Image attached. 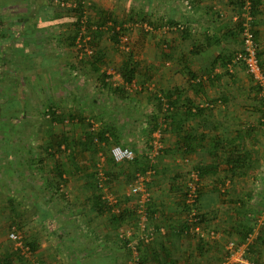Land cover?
<instances>
[{
    "label": "rangeland",
    "instance_id": "rangeland-1",
    "mask_svg": "<svg viewBox=\"0 0 264 264\" xmlns=\"http://www.w3.org/2000/svg\"><path fill=\"white\" fill-rule=\"evenodd\" d=\"M78 1L82 4V13L77 31L71 25L69 9L75 8ZM146 2L149 3L147 10L144 0H0V264H61V211L80 210L78 202L82 199L72 197V193L82 195L81 189L73 186L72 190L67 181L83 179L93 185L99 163L106 188L104 194L134 212L135 218L132 213L117 224L110 213H101L97 227L109 226V219L113 224L110 229L115 228L116 236L119 229L136 231L137 198L127 196L128 186L136 173L149 168L146 157L138 152L143 148L145 152L148 150L146 142L152 140L157 129L161 131L163 148L152 164L154 173L145 184L150 196L147 215L151 216L154 196L165 201L173 197L180 216L185 218L182 193L197 163L184 161L185 156L180 157L181 164L168 160L170 146L163 134L173 124L171 113L166 116L162 113L160 120L153 123L150 113H146L149 108L132 103L144 98L154 103L152 95L162 90L153 75V56L159 52L158 41H154L157 35H154L153 0ZM100 12L107 14L104 23ZM143 16H147V21H142ZM86 21L90 22L89 30L85 27ZM75 31L78 36L70 45L67 36L74 35ZM92 32L97 34L96 43L91 40ZM113 32H118L116 43ZM121 35L126 37L125 42L121 41ZM167 47L168 44H161L162 49ZM127 61L136 67V76L129 82L122 79L121 71L122 63ZM230 79H223V83ZM240 80L247 83L245 76ZM115 88L123 92H116ZM50 109L55 112V118L48 114ZM102 130L110 134L105 135L104 142L96 137ZM84 132H91L97 138L88 147ZM61 133L69 146L63 144L57 150L55 141L61 138ZM116 145L131 148L137 162L107 161L110 149ZM225 146L223 156L228 151L234 152V148L227 150ZM73 154H76L74 161ZM179 155L187 154L181 150ZM56 162L63 166L66 179L62 188L60 182L58 192L52 187L57 182ZM224 164L223 187L208 188L215 199L222 201L212 200L204 212L200 205L205 241L201 244L194 236L184 235L182 243L191 241L196 250L200 245L214 247L215 251L205 257V264H242L230 261L231 255L239 256V260L248 264H264V200L259 197L264 199V171L258 175L256 188L260 190L255 196L256 205L247 213L257 216L239 218L242 210L248 208L239 204L241 196L234 189L235 177L227 175ZM211 177L212 173L199 178L201 191L203 180ZM85 190L92 195L98 188ZM222 208L223 225L219 216ZM245 223L251 231L242 239ZM148 224L151 226L149 220ZM11 228L29 246L35 247L40 242L45 244V249H40V253L34 250L31 259L20 256L7 237ZM211 232H214L213 238Z\"/></svg>",
    "mask_w": 264,
    "mask_h": 264
},
{
    "label": "crops",
    "instance_id": "crops-1",
    "mask_svg": "<svg viewBox=\"0 0 264 264\" xmlns=\"http://www.w3.org/2000/svg\"><path fill=\"white\" fill-rule=\"evenodd\" d=\"M144 4L145 10L149 9L146 0ZM238 9L237 0H153L154 35H157L154 41H158L159 50L153 56V75L162 90L172 92L175 102L170 114L173 124L163 134L170 146L167 155L170 163L181 164L179 159L183 155L179 154L182 150L187 154L184 161L197 163L194 166L216 167L212 177L202 183L204 189L199 203L203 212L212 200L222 201L215 199L208 188L223 187V146L226 145V149L234 148V155L242 158L235 164V161L228 162L234 166V175L227 172L229 177H235L234 189L241 196L239 204L248 208L238 217L253 219L257 215L247 213L256 205L255 196L260 190L256 188L258 175L264 171V99L250 83L251 78L244 69L230 64L234 53L241 48ZM177 25L183 29H171ZM253 26L264 73V0H257ZM161 44H168V47L162 49ZM199 75L207 76L202 84L188 82L189 76ZM243 76L247 83L240 80ZM227 77L230 81L223 83ZM132 103L149 108L146 113H150V120H160L162 110L155 102L144 98ZM208 105L210 108L205 107ZM197 106L205 109L192 116L186 114L188 107L194 112ZM105 135L110 136L109 132ZM146 143L143 144L146 146ZM138 153L144 156V148ZM224 165L226 170L231 169L228 164ZM67 182L72 190L73 186L81 189L82 195L72 193V197L82 199L78 202L80 210L61 211V264H129L124 243L118 240L115 228L112 227L114 231L110 229L111 220L108 219L109 226L97 227L98 213L88 202L91 194L85 190L87 181ZM165 191L171 194L169 189ZM259 197L264 200L261 195ZM169 199L152 198L148 220L155 231L145 248H140L142 264H205L204 260L209 252L215 251L214 247L202 246L196 250L191 241L182 243L184 235H180L179 228L183 217L176 199ZM221 211L223 225V208ZM158 226L162 227L156 230ZM44 247L45 244L39 242L35 250L40 253Z\"/></svg>",
    "mask_w": 264,
    "mask_h": 264
},
{
    "label": "built area",
    "instance_id": "built-area-1",
    "mask_svg": "<svg viewBox=\"0 0 264 264\" xmlns=\"http://www.w3.org/2000/svg\"><path fill=\"white\" fill-rule=\"evenodd\" d=\"M239 3V14L237 16L240 23V38H241V48L232 56V60L230 62L231 65L240 66L244 69L245 73L251 78L254 86L259 89L260 96L264 98V73L262 71L259 58L257 56L258 53V43L255 38L253 22L254 16L252 14V3L251 0H238ZM172 30L183 29L182 26H174L171 27ZM120 39L122 42L126 41V37L121 35ZM229 64V65H230ZM205 80V76H201L200 78L195 79L194 81H202ZM152 87V86H151ZM150 86L148 89H152ZM161 101V110L162 113L166 116L171 113L172 108L166 102L163 96L160 94L157 95ZM209 106V105H208ZM161 131L157 129L152 134V140L148 142V150L145 152L144 156L146 157V161L150 164L149 168L142 173H136L134 175V180L128 186L127 196H134L137 198L135 202L136 208L135 213L138 218L137 229L135 231L119 229L118 238L124 240L126 242V248L130 254L129 264H139V249L141 248V244H148L152 238L154 233V228L149 226L148 224V215H147V206L150 201V196L148 192L145 190V184L148 183L151 176L154 173L152 170V164L155 160L160 156L163 145L160 141ZM110 157L115 163H131L134 161L135 155L131 148L116 145L110 149ZM96 176L99 180L98 189L103 194V197L108 201L109 204H114L116 202L115 198L106 196V188L104 185V177L101 171L100 163L96 166ZM199 177L196 170H192L189 174V179L186 182L185 190V204L189 207V212L187 213L186 222L189 225L188 229L184 231V233L188 234H199L203 236V233L200 229V226L197 224V188L200 186ZM62 188V186H61ZM112 211L117 212L116 209ZM210 235L213 238L214 232H211ZM8 239L13 244L15 251H17L22 257L26 259H31V251L29 246L25 245L19 233L14 229L8 232ZM240 257L230 256L229 260L240 261L242 264H248L245 260H239ZM228 260V261H229ZM215 264H223L215 263Z\"/></svg>",
    "mask_w": 264,
    "mask_h": 264
},
{
    "label": "trees",
    "instance_id": "trees-1",
    "mask_svg": "<svg viewBox=\"0 0 264 264\" xmlns=\"http://www.w3.org/2000/svg\"><path fill=\"white\" fill-rule=\"evenodd\" d=\"M251 3H252V14H253V16H254V14H255V12L257 11V0H252L251 1ZM82 4H81V2H77L76 3V5H75V8H71V9H69V11L72 13V21H71V25L73 26V28H75L77 31H78V29H79V27H80V25H81V10H82ZM101 13V15H102V17H101V19L100 20H102L101 22L102 23H104V21L106 20V18H107V14H106V12H100ZM147 21V16H143V18H142V21ZM19 21V20H18ZM99 24H100V22H99ZM89 25H90V22H88V21H86L85 22V27H86V29L87 30H89ZM153 26H155L154 24H153ZM77 31H75L74 33V35H68L67 36V39L69 40V44L70 45H73V43H74V40H75V38L78 36V32ZM98 34H100V31H96ZM184 32V31H183ZM93 33V35H92V37H93V39H91L92 41H94L95 43H96V36H97V34H95L94 32H92ZM112 36H113V40L115 41V43L117 42V36H118V32H113L112 33ZM93 46V45H92ZM96 46V45H95ZM257 56H258V58H259V54L257 53ZM88 63H91V64H93V61H91V60H89L88 61ZM261 65V64H260ZM136 70V67L134 66V65H132V63L131 62H123L122 63V69H121V71H122V79L124 80V81H127V82H129L130 81V79H132L133 77H135L136 76V74H135V71ZM143 73H144V71H143ZM201 76L202 75H199V76H189V78H188V82L191 84V85H198V84H202V82H203V80L202 81H198V82H196V81H194L195 79H197V78H200L201 79ZM146 77H148L149 78V75H146ZM205 77H207L206 75H205ZM102 85H105V83H103L102 82ZM256 87V86H255ZM257 88V87H256ZM116 92H119V93H121V92H123V90L121 89V88H115L114 89ZM174 93V92H173ZM158 94H160V96H163V98H165V100H166V102L171 106V108L173 107V105H174V98H173V94H172V92H171V94L168 92V91H164V90H159V91H157L156 90V93L155 94H153L152 95V97L155 99L154 100V102L156 103V105H157V107L159 108V109H161V101H160V98L157 96ZM206 108H210V106H205ZM192 108H187V112H186V114L188 115V116H192L194 113H196V114H198V113H200V112H202L203 111V109H205V108H200V107H195L194 108V112H192L193 111V109L191 110ZM48 114L49 115H51V116H53L54 118L56 117L55 116V112L52 110V109H50L49 111H48ZM71 117V116H70ZM80 122H81V118H79L78 119ZM153 123L155 122V120H153L152 121ZM105 134H106V132H105V130H102L101 132H99L97 135H96V137L98 138V140L100 141V142H104V141H107L106 140V138H105ZM61 138L60 139H56V141H55V145H56V147H57V150L64 144L66 147H68L69 146V142L67 141V139H66V137H65V135L64 134H62L61 133ZM83 137H84V140H85V145L88 147V145H92V143H93V139L94 138H96L95 136H92V133L91 132H84V134H83ZM96 138V139H97ZM183 153H185L186 154V151H183ZM235 154V151L233 152V151H228L227 152V154L225 155V156H223V163H225V164H228L229 165V163L228 162H232V161H235V162H233L234 164L237 162V161H240L242 158L240 157V159H238L239 157L238 156H236V155H234ZM75 156H76V154H73L72 156H71V160L72 161H74V159H75ZM183 156H185V155H183ZM107 159V161H109V162H111V163H113V160H112V158L110 157H106ZM137 162V160H136V156H135V158H134V161H133V163H136ZM231 166V169L230 170H226L229 174H231V175H234L235 174V171L232 169V167H234V166H232V165H229V167ZM54 169H55V171H54V173H55V175H56V178H57V182L56 183H54V185H52V187L54 188V191L55 192H58L59 191V184H60V182H61V186L63 187V185H64V183L66 182V179H65V171H64V169H63V166L60 164V162H56L55 163V166H54ZM215 169H216V167H215V165H210V166H197V168L195 169L196 171H197V173H198V177L199 178H202V177H204L205 175H209V174H213V172L215 171ZM93 179V178H92ZM98 182H99V180H98V178H97V176H96V172H95V174H94V182H93V185H91V183H89L88 182V184H87V188H89V187H93V188H97L98 187ZM99 191V192H98ZM98 191H95V193L94 194H92L91 195V198L88 200V202H90V204H91V207L93 208V209H95L96 210V212L98 213V214H103V213H110L112 216H111V218L113 219V221H115V222H117V224L119 223V222H121V221H123L126 217H128V216H130L132 213L134 214V212H130L129 210H128V208H124V207H121V205H120V202H115L114 204H109L108 203V201L103 197V194H101V191L98 189ZM183 194V211H184V214H185V218H183L184 220L183 221H181V225H180V228H179V233H180V235H191V236H194V238L196 239V240H198L201 244L205 241V238H203V236H200L199 234H188V233H184V231L185 230H187L188 229V227H189V225L187 224V222H186V218H187V213L189 212V207L185 204V195H186V192H183L182 193ZM197 196H198V198H197V204H196V208H197V215H196V218H197V224L199 225V226H201L202 224H203V222H204V215L200 212V203H199V198H200V196H201V187L199 186L198 188H197ZM113 209H116L117 210V212H114V211H112ZM247 224H248V222H247ZM244 227H245V231L243 232V233H241V236H242V239H245L246 237H247V235L249 234V232L251 231V228L250 227H247L246 226V223L244 224ZM200 229H202V228H200ZM158 230V229H157ZM203 230V229H202ZM22 240V239H21ZM120 241L121 242H124V245H126V242L124 241V240H121L120 239ZM22 242H23V240H22ZM25 245H28V244H26V242H23ZM147 244H144V245H142L141 244V248H145V246H146ZM29 246V245H28ZM199 247H202L201 245L199 246ZM29 248H30V251H31V254H33V251L35 250V247H34V245H30L29 246ZM126 250H127V248H126ZM128 251V250H127ZM142 251L139 249V254L141 253ZM19 254V253H18ZM128 254H129V252H128ZM20 255V254H19ZM21 256V255H20ZM17 257V256H16ZM129 257H130V254H129V256H128V260H129ZM18 258V257H17ZM143 262H142V258H141V256H140V258H139V264H142Z\"/></svg>",
    "mask_w": 264,
    "mask_h": 264
}]
</instances>
